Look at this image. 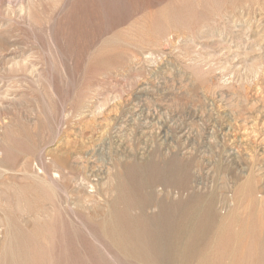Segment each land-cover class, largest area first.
<instances>
[{"label":"rangeland","instance_id":"1","mask_svg":"<svg viewBox=\"0 0 264 264\" xmlns=\"http://www.w3.org/2000/svg\"><path fill=\"white\" fill-rule=\"evenodd\" d=\"M0 141V264H264V0H0Z\"/></svg>","mask_w":264,"mask_h":264},{"label":"bare ground","instance_id":"2","mask_svg":"<svg viewBox=\"0 0 264 264\" xmlns=\"http://www.w3.org/2000/svg\"><path fill=\"white\" fill-rule=\"evenodd\" d=\"M20 80H22L21 78H20ZM25 80V79H24ZM142 89V88H141ZM140 91V90H139ZM145 94H146V91H145ZM143 96V95H142ZM128 115V114H127ZM148 122V121H147ZM141 124V123H140ZM138 127H139V125H138ZM145 133V132H144ZM141 134H143L142 132H141ZM156 134V133H155ZM158 134V133H157ZM157 136V135H156ZM174 138V137H173ZM181 139V138H180ZM175 140V139H174ZM232 140H233V138H232ZM232 140H229V141H232ZM6 141V140H5ZM181 141V140H180ZM233 141H239V140H233ZM1 142V141H0ZM8 142V141H7ZM182 142V141H181ZM184 142V141H183ZM4 143V142H3ZM234 143V142H233ZM4 145H8V144H4ZM236 145V144H235ZM10 147V146H9ZM183 147V146H182ZM238 147V146H237ZM186 149V148H185ZM144 150V149H143ZM8 151V150H7ZM55 151V150H54ZM188 151V150H187ZM234 151V150H233ZM236 151H238V150H236ZM58 152V151H57ZM143 152V151H142ZM235 152V151H234ZM48 153V152H47ZM49 153H50V151H49ZM238 153V152H237ZM65 154V153H64ZM186 154H188V152L186 153ZM61 155V154H60ZM141 155H143V154H141ZM41 156V155H40ZM66 156V155H65ZM51 157H52V155H51ZM53 157H54V154H53ZM230 157V156H229ZM41 158V157H40ZM141 159V158H140ZM139 159V160H140ZM0 160H3V159H0ZM40 160V159H39ZM42 160V159H41ZM41 160H40V162H41ZM138 160V161H139ZM4 162V161H3ZM50 162H53V161H50ZM142 162V161H141ZM144 162V161H143ZM28 163V162H27ZM43 163V162H42ZM42 163H40L39 165H41ZM45 163V162H44ZM38 165V166H39ZM186 165V164H185ZM56 166H58V165H56ZM65 166V165H64ZM173 166H177L176 164L175 165H173ZM41 167H42V165H41ZM182 167V166H181ZM241 167V166H240ZM29 168V167H28ZM40 168V167H39ZM53 168V167H52ZM55 168V167H54ZM53 168V169H54ZM261 168V167H260ZM66 169V168H65ZM88 169V168H87ZM92 169V168H91ZM105 169V168H104ZM39 170V169H38ZM51 170V169H50ZM57 170V169H56ZM92 170H95V169H92ZM92 170H90V171H92ZM181 170H183V169H181ZM181 170H180V172H181ZM260 170V169H259ZM37 171V170H36ZM45 170H42L41 171V177H44L45 176V173L46 172H44ZM55 171V170H54ZM258 171V170H257ZM262 171L263 170H261V173H262ZM29 172V171H28ZM27 172V173H28ZM53 172V170L50 172V173H52ZM88 172H89V170H88ZM88 172H86V173H88ZM122 172V171H121ZM167 172H169V171H167ZM239 172V171H238ZM240 172H243V170L242 171H240ZM252 172V171H251ZM254 172V171H253ZM30 173H32V172H30ZM36 173V172H35ZM53 173H55V172H53ZM107 173V172H106ZM141 173V172H140ZM247 173V172H246ZM261 173H259L260 175H261ZM37 174V173H36ZM60 174V173H59ZM95 174V173H94ZM99 174V173H98ZM105 174V173H104ZM142 174V173H141ZM244 174V173H243ZM258 174V175H259ZM28 175V174H27ZM84 175H87V174H84ZM102 175V174H101ZM142 175H144V174H142ZM246 175V174H245ZM252 174L250 173V174H248V175H246V177L248 178H251L252 176H251ZM29 176V175H28ZM55 176V175H54ZM82 176H83V174H82ZM93 176V175H92ZM241 176V175H240ZM244 176V175H243ZM261 176H264V175H261ZM39 177V176H38ZM37 177V178H38ZM50 177V176H49ZM56 177H58V176H56ZM61 177V176H60ZM100 177V176H99ZM245 177V176H244ZM33 179H34V177H32ZM37 178H36V180H37ZM52 178V177H51ZM51 178L50 179H48V180H51ZM89 178V177H88ZM93 178V177H92ZM144 178V177H143ZM200 178V177H199ZM246 178V179H247ZM29 179V178H28ZM31 179V178H30ZM81 179V178H80ZM94 179H96V177L94 178ZM115 179V178H114ZM193 179V178H192ZM235 179V178H234ZM261 179V178H260ZM32 180V179H31ZM35 180V179H34ZM44 180H45V178H44ZM53 180H54V178H53ZM74 180H76V179H74ZM73 180V181H74ZM108 180V179H107ZM116 180V179H115ZM145 180V179H144ZM185 180V178H181V182H183ZM262 180V179H261ZM38 181V180H37ZM58 181V180H57ZM77 181V180H76ZM92 181V180H91ZM147 181V180H146ZM145 181V182H146ZM197 181V180H196ZM239 181V180H238ZM11 182H13L12 181V179H11ZM39 182V181H38ZM43 181H41V183H42ZM51 182V181H50ZM53 182V181H52ZM54 182H56V180L54 181ZM86 182V181H85ZM200 181L198 180V183H199ZM9 183H10V180H9ZM40 183V184H41ZM81 183V182H80ZM90 183V182H89ZM110 183V182H109ZM147 183V182H146ZM191 183H192V181H191ZM235 183V182H234ZM240 183V182H239ZM239 183H237V185L239 184ZM244 183V186L247 188L248 187V185H250V179H247L245 182H242V184ZM7 184V183H6ZM30 184V183H29ZM45 184V183H44ZM55 184V183H54ZM57 184V183H56ZM91 184V183H90ZM192 184H194V183H192ZM2 185V184H1ZM0 185V186H1ZM14 185V184H13ZM16 185V184H15ZM33 185V184H32ZM46 185V184H45ZM50 185V184H49ZM102 185V184H101ZM236 185V186H237ZM263 185V184H262ZM21 186H22V184H21ZM23 186H24V184H23ZM47 186V185H46ZM45 186V187H46ZM78 186V185H77ZM235 186V187H236ZM4 188L6 187V186H3ZM26 187H28V184H27V186ZM33 187V186H32ZM53 187V186H52ZM58 187V186H57ZM57 187H56V189H57ZM83 187V186H82ZM203 187V186H202ZM226 186H224V188H225ZM8 187H6V189H7ZM35 188V187H34ZM47 188H48V186H47ZM50 188V187H49ZM55 188V187H54ZM260 188H262V187H260ZM264 188V187H263ZM17 189V188H16ZM18 189H19V187H18ZM17 189V190H18ZM20 189H21V187H20ZM51 189V191L54 193V190H56V189H53L52 190V188H50ZM76 189V188H75ZM82 189V188H81ZM84 189V188H83ZM160 189V188H159ZM29 190V189H28ZM27 189H26V191H28ZM34 190H36V189H34ZM33 190V191H34ZM58 190H59V187H58ZM102 190V189H101ZM109 190V189H108ZM113 190V189H112ZM223 190V189H222ZM231 190H234V189H232L231 188ZM242 191L244 190V188H242L241 189ZM261 190V189H260ZM0 191H1V189H0ZM7 191H8V189H7ZM12 191V190H11ZM19 191H21V190H19ZM60 191H63V190H60ZM115 191V190H114ZM230 191V190H229ZM255 191V190H254ZM10 192V191H9ZM38 192V191H37ZM76 192H77V189H76ZM79 192V191H78ZM77 192V193H78ZM81 192V191H80ZM160 192V191H159ZM168 192H169V190H168ZM166 193V194H169V193ZM238 192H239V190H238ZM241 192V191H240ZM1 193H2V191H1ZM20 193V192H19ZM21 193H22V191H21ZM26 193V192H25ZM29 194H34L33 196H35V193L34 192H28ZM83 193V192H82ZM90 193V192H89ZM88 193V194H89ZM104 193V192H103ZM107 193V192H106ZM176 193V192H175ZM225 193H227V192H225ZM242 193V192H241ZM22 194H24V193H22ZM80 194V193H79ZM78 194V195H79ZM185 194V193H184ZM222 194H224V192L223 193H221L220 195L222 196ZM228 194V193H227ZM55 194H52V196H54ZM173 195H174V193H173ZM225 195V194H224ZM0 196H3V194H1ZM29 196V195H28ZM37 196V195H36ZM35 196V197H36ZM39 196L41 197L42 195H40V193H39ZM56 196V195H55ZM93 196V195H92ZM215 196V195H214ZM214 196H208V197H204V199L203 200H201V201H199V203L193 208V210H192V212H193V214H192V212H191V216H193V217H191V219H195L196 221H201V222H203L201 225H199V226H195V227H193V228H188L187 226L185 227V228H183L182 229V233L184 234V235H189V237H190V241L188 242L189 244H190V248L189 247H185V245H184V247H183V249L182 250H179V253H181V254H185L184 252H186L187 250H190L191 252L192 251H194L195 253L198 251V249H199V247H198V245H200V244H202L203 242H206L207 240H208V238H209V234H210V232L212 231V223L214 222V221H217L218 219H217V216H216V213H215V211H214ZM229 196V195H228ZM9 197V196H8ZM21 197H23V195L21 196ZM32 196L30 195V198H31ZM58 197V196H57ZM82 197V196H81ZM84 197V196H83ZM230 197V199H231V196H229ZM238 197H241V196H237V198ZM25 198V197H24ZM44 198V197H43ZM54 198V197H53ZM87 198V197H86ZM84 198V201H82V202H85V201H88L87 199L89 198ZM222 198V197H221ZM220 197H219V199H221ZM225 198V197H224ZM223 198V199H224ZM242 198V197H241ZM243 198H244V195H243ZM1 199V198H0ZM2 199L4 200V198L2 197ZM9 198H6L5 200L7 201ZM25 199H27V198H25ZM55 199V198H54ZM215 199H216V197H215ZM222 199V200H223ZM227 199V198H226ZM230 199L228 200V202L230 201ZM3 200L1 201L2 202V204H3ZM28 200V199H27ZM27 200H25L26 201V203L28 202ZM38 200V199H37ZM44 200H45V198H44ZM59 200H60V198H59ZM13 201V200H12ZM15 201H16V198H15ZM41 200H39V202H40ZM46 201V200H45ZM78 201H79V199H78ZM81 201V200H80ZM79 201V202H80ZM31 202V201H30ZM82 202H81V205H82ZM93 202V201H92ZM225 202H227L226 200H225ZM232 201H230L229 202V204L231 203ZM13 203H15L14 201H13ZM23 203V202H22ZM25 203V204H26ZM42 202H40V204H41ZM66 203V202H65ZM7 204H8V201H7ZM19 204V205H18ZM17 204V207L20 209V202ZM27 204H29V203H27ZM32 204V202L30 203V205ZM39 204V203H38ZM38 204H36V205H38ZM92 203H88V206L89 205H91ZM194 204V203H193ZM5 205V204H4ZM151 205V204H150ZM223 205V204H222ZM1 207H2V205H0ZM6 206H8V205H6ZM10 206V205H9ZM13 206H15V204H13ZM25 206V205H24ZM29 206V205H28ZM32 206H34V205H32ZM42 206V205H41ZM40 206V207H41ZM61 206V205H60ZM155 206V205H154ZM0 207V208H1ZM16 207V206H15ZM26 207H27V205H26ZM38 207V206H37ZM44 207V206H43ZM51 207H52V204H51ZM63 207V206H62ZM69 207V206H68ZM84 207V206H83ZM90 207H92V205L90 206ZM89 207V208H90ZM259 207V206H258ZM4 208V207H3ZM3 208H2V210H3ZM18 208L16 209L17 210V212H18ZM28 209H29V207H27ZM44 208H46V207H44ZM53 208V207H52ZM52 208H50V209H52ZM70 208V207H69ZM155 208V207H154ZM260 208H261V206H260ZM263 208V207H262ZM31 209H32V207H31ZM30 209V210H31ZM36 208H34L33 210H35ZM41 209V208H40ZM49 209V208H48ZM149 209V208H148ZM162 209H163V207H162ZM10 210H12V209H10ZM33 210H32V212H33ZM42 210H43V208H42ZM45 210V209H44ZM47 210V209H46ZM70 210V209H69ZM73 210V209H72ZM0 211H1V209H0ZM4 211V210H3ZM3 211H1V212H3ZM6 211V210H5ZM4 211V212H5ZM14 211H15V208H14ZM25 211V210H24ZM64 211V210H63ZM71 211V210H70ZM264 211V210H263ZM9 212H11V211H9ZM20 212V211H19ZM19 212H18V216H20L23 212H20V215H19ZM27 212H28V210H27ZM50 212H51V210H50ZM49 212V213H50ZM65 212V211H64ZM74 212V211H73ZM45 214H47V212H44ZM231 213V212H230ZM236 213V212H235ZM259 213H261V212H259ZM6 214V213H5ZM4 214V215H5ZM26 214V213H25ZM30 214V213H29ZM34 214H36V213H34ZM108 214V213H107ZM237 214V213H236ZM236 214H235V219H236ZM31 215V214H30ZM47 215H49V214H47ZM238 215V214H237ZM6 216H8V214L6 215ZM13 216V215H12ZM16 216V215H15ZM34 216V215H33ZM38 215L36 214V216L35 217H37ZM51 216V215H50ZM72 216H73V214H72ZM9 217H11V215L10 216H8V218ZM21 217V216H20ZM23 217V216H22ZM27 217V216H26ZM31 217H32V215H31ZM35 217L33 218V220H35ZM39 217V216H38ZM189 217H190V215H189ZM188 217V218H189ZM28 218V217H27ZM41 218V217H40ZM1 219V218H0ZM3 219V218H2ZM14 219V218H13ZM39 219V218H38ZM191 219H188V221H187V223L191 220ZM23 220H24V218H23ZM31 220V219H30ZM193 220H191V221H193ZM259 220V219H258ZM1 221H3V220H1ZM6 221V220H5ZM25 221H29V220H25ZM36 221H39V220H37V218H36ZM43 221H45V220H43ZM236 221V220H235ZM22 222V221H21ZM221 222V221H220ZM237 222H238V219H237ZM237 222H235V224L237 223ZM8 223V222H7ZM30 223V222H29ZM46 223V222H45ZM217 223H218V221H217ZM216 223V224H217ZM9 224H10V222H9ZM12 224V223H11ZM32 224H33V222H32ZM32 224H30V226H32ZM219 224V223H218ZM220 224H223V223H220ZM35 225H37V224H34V226ZM103 226H104V224H102ZM188 225V224H187ZM194 225V224H193ZM1 226H2V224H1ZM3 226H6V225H4V223H3ZM14 226V225H13ZM30 226H28V227H30ZM38 226V225H37ZM222 226V229L223 228H225V226L224 225H221ZM224 226V227H223ZM236 226V225H235ZM11 227V226H10ZM14 227H16V226H14ZM217 227H218V225H217ZM37 228V227H36ZM245 228H246V226H245ZM245 228H244V231H245ZM104 229V228H103ZM218 229V228H217ZM221 229V228H220ZM219 229V230H220ZM221 229V230H222ZM240 229V228H239ZM5 230H6V228H5ZM8 230H9V228H8ZM12 230V229H11ZM18 230V229H17ZM40 230H41V228H40ZM44 230V229H43ZM43 230H42V233H43ZM218 230V231H219ZM1 231V230H0ZM31 231H32V229H31ZM236 232H237V230H235ZM9 232V231H8ZM34 232V231H33ZM222 231H220V233H221ZM4 233H5V231H4ZM6 233H7V231H6ZM44 233H46V230L44 231ZM214 233V232H213ZM216 233V232H215ZM214 233V234H215ZM1 234V233H0ZM39 234V233H38ZM41 234V233H40ZM171 234H173V232H170V235ZM7 237H8V235L7 234H5ZM10 235V234H9ZM42 235V234H41ZM35 236L36 237H38L36 234H35ZM184 237V236H183ZM218 237V236H217ZM3 238H4V235H3ZM6 238V237H5ZM4 238V239H5ZM43 238V237H42ZM45 238V237H44ZM10 239H11V237H10ZM180 239V238H179ZM184 238H182V240L181 241H184L183 240ZM235 240H236V236H235V238H234ZM2 240V241H1ZM8 240H9V237H8ZM13 240H14V238H13ZM213 240L215 241L216 239H214V237H213ZM212 240V241H213ZM0 241L1 242H3V239H1L0 238ZM10 241V240H9ZM214 241L211 243V244H213L214 243ZM5 242H3V243H1L2 244V246H3V244H4ZM45 243V242H44ZM0 244V245H1ZM215 244V243H214ZM7 245H9V244H7ZM11 245V244H10ZM112 245V244H111ZM256 245V244H255ZM113 246V245H112ZM183 246V245H182ZM4 247V246H3ZM2 247V248H3ZM210 247H212V246H210ZM1 248V247H0ZM5 248V247H4ZM11 248V247H10ZM13 248V247H12ZM11 248V249H12ZM213 248V247H212ZM211 248V249H212ZM11 249H10V251H11ZM209 249V248H208ZM6 250V249H5ZM4 250V251H5ZM210 250V249H209ZM3 251V252H4ZM9 251V250H8ZM12 252V251H11ZM11 252H9L10 253V257H11V254H13V256L14 255H16V254H14V253H11ZM208 252V251H207ZM5 253V252H4ZM154 253H155V255H157L158 254V252H157V250L156 251H154ZM178 253V254H179ZM6 254V253H5ZM205 254V253H204ZM232 254V253H231ZM174 255V254H173ZM123 256H125V255H123ZM237 256V255H236ZM202 257H204V256H202ZM205 257H207V256H205ZM5 258V257H4ZM13 259V258H12ZM200 259V258H199ZM15 261V260H14ZM254 261V260H253ZM3 262H4V260H3ZM11 262V261H10ZM16 262V261H15ZM5 263V262H4ZM12 264H14V262L12 263ZM180 264H187V262L185 261V260H183V261H181L180 262Z\"/></svg>","mask_w":264,"mask_h":264}]
</instances>
